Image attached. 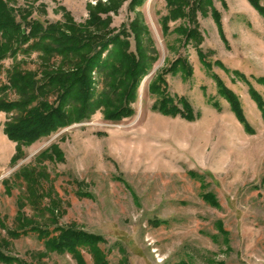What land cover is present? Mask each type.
Instances as JSON below:
<instances>
[{
  "label": "rangeland",
  "instance_id": "obj_1",
  "mask_svg": "<svg viewBox=\"0 0 264 264\" xmlns=\"http://www.w3.org/2000/svg\"><path fill=\"white\" fill-rule=\"evenodd\" d=\"M99 1L108 2L16 0V5L32 6V16L42 22H63L69 15L81 23L89 18V6ZM257 1L258 6L251 0H212L207 14L196 12L202 35L197 44L180 29L188 25L187 17L165 23L166 0H118L116 11L102 15L111 17L115 31L130 29L140 18L158 55L141 82L132 114L112 120L100 108L87 120L23 146L22 157L12 162L16 142L4 133L8 114L0 111L3 253L20 264H78L68 252L42 256L44 240L35 232L15 237L7 231L16 228L17 200L25 188L13 176L25 165L40 163L49 174L41 181L43 189L53 190L45 203L51 196L60 206L57 222L46 223L51 233L73 225L102 235L100 247L108 264H264V118L251 92L257 90L264 99V0ZM130 39L134 50L135 40ZM198 47L207 54L210 68ZM178 57L187 60L191 73L181 66L165 72L166 88L189 101L194 119L154 108L159 96L150 84ZM18 58L24 68L39 67L36 52H21ZM12 62L11 57L2 61L0 83L7 81ZM217 77L233 90L249 128L220 93ZM7 97L18 95L10 90ZM52 145L63 160L45 157L37 162L36 156L51 152ZM8 178L15 183L10 193L4 183ZM206 193L217 203L206 200ZM81 252L93 264L87 249Z\"/></svg>",
  "mask_w": 264,
  "mask_h": 264
},
{
  "label": "trees",
  "instance_id": "obj_2",
  "mask_svg": "<svg viewBox=\"0 0 264 264\" xmlns=\"http://www.w3.org/2000/svg\"><path fill=\"white\" fill-rule=\"evenodd\" d=\"M117 1L108 0L106 4L99 1L97 5L89 6V18L80 23L69 15L63 22H42L32 16V6H17L16 0H0V74L2 61L8 57L13 59L12 65L6 69L7 81L0 83V111L8 114L4 133L16 142L12 162L22 157L23 146L31 145L62 127L87 120L100 108L112 120H120L133 113L132 103L138 96L141 82L152 70L158 55L149 29L140 18L132 21L130 29L115 31L111 26V17L102 15L116 11ZM166 1L169 13L164 18L165 23L187 17L188 25H182L180 29L186 40L194 39L200 44L202 35L198 30L196 12L207 14L212 0ZM251 2L258 6L257 0ZM211 10L219 21L218 11L213 5ZM131 36L135 40L134 50ZM21 52H36L38 69L24 68L23 59L18 58ZM198 53L205 66L210 68L212 63L207 59V54L199 47ZM178 66L183 67L185 73H191L187 60L178 57L150 84L151 90L159 96L154 108L163 114H181L187 119H194V110L189 101L182 96L170 95L166 88L165 72ZM217 81L220 93L229 100L239 119L249 128L233 90L219 77ZM10 90L18 95L16 99L7 97ZM251 92L264 118V99L257 90L252 89ZM50 148L51 152L46 149L37 155L36 161L42 162L45 157L63 160L61 151L55 145ZM39 164L25 165L13 176L14 181H22L25 188L17 200L16 228L8 229L9 235L16 237L35 232L44 240L42 256L48 251L68 252L78 264H88L81 252L82 248H86L93 264H108L100 247V243L105 242L102 235L73 225L55 227L58 233H51L46 223L57 222L60 206L51 196L45 203L53 190L43 189L41 181L49 179V174L44 167H38ZM13 179L4 180L8 193L15 184ZM204 198L217 203L210 193H206ZM27 207L33 211L32 214H28ZM0 225L4 226L2 219ZM0 261L20 264L17 257L3 253L1 247Z\"/></svg>",
  "mask_w": 264,
  "mask_h": 264
}]
</instances>
